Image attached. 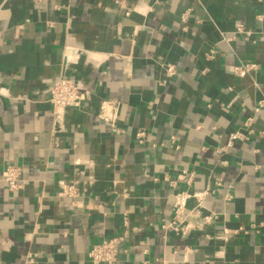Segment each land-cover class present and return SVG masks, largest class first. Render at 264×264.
I'll list each match as a JSON object with an SVG mask.
<instances>
[{
    "label": "crops",
    "instance_id": "obj_1",
    "mask_svg": "<svg viewBox=\"0 0 264 264\" xmlns=\"http://www.w3.org/2000/svg\"><path fill=\"white\" fill-rule=\"evenodd\" d=\"M263 34L264 0H0V264H94L118 235L115 264H264ZM61 76L90 97L58 118ZM179 191H209L187 233L165 226Z\"/></svg>",
    "mask_w": 264,
    "mask_h": 264
},
{
    "label": "built area",
    "instance_id": "obj_2",
    "mask_svg": "<svg viewBox=\"0 0 264 264\" xmlns=\"http://www.w3.org/2000/svg\"><path fill=\"white\" fill-rule=\"evenodd\" d=\"M236 32L245 36L249 39L248 32L244 29L242 24H238ZM264 39V34L261 37ZM209 57L212 53L208 54ZM259 64L256 62H242L234 66V73L238 76L250 75L252 71H257ZM167 72L169 75L176 73V67L173 64L167 65ZM90 97V91L84 86L76 83L73 79L67 76H61L51 87L49 100L53 105V113L56 117L61 118L65 114L68 108L81 107L85 101ZM264 107V98L261 99L256 107V111H259ZM119 105L116 101L105 100L101 104L99 117L114 123L118 118ZM59 123V122H58ZM253 117H249L245 122V127L249 133L254 132L253 128ZM248 136L241 132L236 131L230 134L229 142L225 147H220L218 152L225 151L226 148L232 145V142L236 139L247 138ZM137 138L140 142L146 140V134L143 130H139ZM20 169L17 167H8L4 172V178L9 183L11 189H20L23 184L20 179ZM179 180L191 182L193 179V173L187 171L182 172L178 176ZM79 181H74L71 184L62 185V189L59 191L60 196L75 197L77 194V184ZM209 191L202 193H190L189 191H179L173 195V210L174 216L172 221L165 225L169 226L177 232L187 233L193 226L189 223V217L192 215H200L201 212L198 209H193L188 212L187 204L191 197H201L203 194H207ZM213 215L205 216V219H210ZM125 237L122 235L108 237L101 242L93 245L88 253L90 261L94 264H115L120 256L121 244Z\"/></svg>",
    "mask_w": 264,
    "mask_h": 264
}]
</instances>
